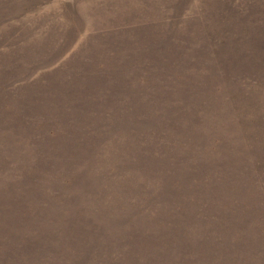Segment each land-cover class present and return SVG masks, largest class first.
Segmentation results:
<instances>
[{"label": "rangeland", "instance_id": "obj_1", "mask_svg": "<svg viewBox=\"0 0 264 264\" xmlns=\"http://www.w3.org/2000/svg\"><path fill=\"white\" fill-rule=\"evenodd\" d=\"M0 264H264V0H0Z\"/></svg>", "mask_w": 264, "mask_h": 264}]
</instances>
